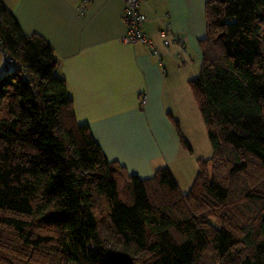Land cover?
Returning <instances> with one entry per match:
<instances>
[{"label": "trees", "instance_id": "trees-1", "mask_svg": "<svg viewBox=\"0 0 264 264\" xmlns=\"http://www.w3.org/2000/svg\"><path fill=\"white\" fill-rule=\"evenodd\" d=\"M206 20L189 84L213 155L183 192L107 158L0 0V264H264V0H207Z\"/></svg>", "mask_w": 264, "mask_h": 264}, {"label": "crops", "instance_id": "crops-1", "mask_svg": "<svg viewBox=\"0 0 264 264\" xmlns=\"http://www.w3.org/2000/svg\"><path fill=\"white\" fill-rule=\"evenodd\" d=\"M1 1L25 33L52 46L76 120L89 126L107 158L141 178L168 167L182 188L172 167L189 159L168 113L181 120L175 94L201 68L207 0L142 1L144 29L160 55L146 43L123 42L124 0Z\"/></svg>", "mask_w": 264, "mask_h": 264}, {"label": "rangeland", "instance_id": "rangeland-1", "mask_svg": "<svg viewBox=\"0 0 264 264\" xmlns=\"http://www.w3.org/2000/svg\"><path fill=\"white\" fill-rule=\"evenodd\" d=\"M6 69V59L2 56L0 58V76L6 71ZM195 70L197 71V74L193 76L194 78L198 75L200 67ZM175 104L177 107L176 109L179 112L178 117L181 119L176 120L179 122L182 136L188 142L190 147L182 146L186 157L189 159L188 162L184 159L183 161L174 164L172 168L182 183V188L180 186L181 190L183 189V192H187L192 185L188 182L187 171L190 170L191 166H194L193 168H195V173L197 175L199 171L198 161L200 159H210L213 155V150L205 123L202 119L189 82H185L183 86L181 85L179 91L176 92ZM209 170L210 172L212 171V164L209 165Z\"/></svg>", "mask_w": 264, "mask_h": 264}, {"label": "built area", "instance_id": "built-area-1", "mask_svg": "<svg viewBox=\"0 0 264 264\" xmlns=\"http://www.w3.org/2000/svg\"><path fill=\"white\" fill-rule=\"evenodd\" d=\"M125 9L123 14L124 22L127 25V32L124 35L123 42L126 44H136L138 42L146 43L154 54L160 55V52L155 48L152 40L147 35L144 24L147 21V16L140 9L143 0H124ZM166 36V32L162 31ZM165 45H169L168 39L164 40ZM144 97L142 96V103Z\"/></svg>", "mask_w": 264, "mask_h": 264}, {"label": "bare ground", "instance_id": "bare-ground-1", "mask_svg": "<svg viewBox=\"0 0 264 264\" xmlns=\"http://www.w3.org/2000/svg\"><path fill=\"white\" fill-rule=\"evenodd\" d=\"M143 93V92H142ZM145 96V95H144Z\"/></svg>", "mask_w": 264, "mask_h": 264}]
</instances>
